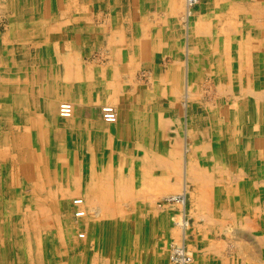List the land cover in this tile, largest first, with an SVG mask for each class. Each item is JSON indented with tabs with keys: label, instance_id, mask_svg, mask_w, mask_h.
Returning a JSON list of instances; mask_svg holds the SVG:
<instances>
[{
	"label": "bare ground",
	"instance_id": "bare-ground-1",
	"mask_svg": "<svg viewBox=\"0 0 264 264\" xmlns=\"http://www.w3.org/2000/svg\"><path fill=\"white\" fill-rule=\"evenodd\" d=\"M197 1L198 0H185L186 4H184L185 5L184 15L186 19V23H185L186 26L184 27H186L187 29L192 28L190 27L192 26L191 25L192 23H190V19L196 15V12L192 4L193 3L195 4V2ZM37 2H39V0H24L19 3L17 2V4L10 2V3H6V5L4 2L3 3L0 2V10L5 9L7 12L12 13L13 15L17 14L16 17L18 18L16 23L13 22V26L10 29L11 31L8 34L6 33L7 35L4 37L0 36V264H115L118 262V258L115 257L117 253L122 252V251L126 252L127 248L130 249L131 247L134 248L132 254L130 253V251L128 253L129 254L128 258L130 262H132L131 264H135V262L137 264H141L143 261V258L140 255L139 251H141L142 246H144V240L143 238H141L142 235H139V232L141 234L143 229L139 228V230H135V231L132 230V228L134 227L136 223V220H138L140 225H142L144 221L142 219L144 214L140 213L137 217L136 216L137 209L133 210V207L135 206L140 207L139 201L137 199L138 197L136 196L137 194L135 195V192H134L135 197H137L135 198L133 196V191H132L133 188L132 189L126 188L125 185L122 184L120 178H117L116 181L111 179L109 177L111 176L110 175L111 173L110 171L108 172V169L106 168L107 166H109V165L106 166L107 162L110 161V163L111 162L113 163V159H114V154H112L113 152L112 139L114 137V134L104 132V134H109V135L102 134V137H101L102 139H101L99 136L100 129H97L96 127V124L98 123L101 124L100 122L101 120L99 119V122L97 123L93 122L92 120L93 123L90 125L88 123H85V121H87L86 119L88 118V116L86 115L87 111H85V114H79L80 111L83 110L84 105L85 107L90 108V104L91 105L98 104L99 101H102L104 99L103 96L105 94H108V97H112L111 102L108 101L109 103L115 104L117 101L119 102L118 94L121 93V90H123L124 85H127L126 83L129 82V79H127L126 77L123 78L119 76L118 71L113 72L111 70L113 68L118 69V65H116V67H112L110 63L108 66L106 64V66L108 67V69L107 68L106 69L109 73L107 75H103V72H101L102 66L96 65L93 62H91L92 64H89V66L88 65L85 66L86 61H84L83 63V57L85 55H87L88 53L91 55L94 49L99 48L101 46L102 44L101 42L103 41L104 38L101 37L100 35L103 31L106 34L107 33L111 34L107 37L108 40L106 41L110 49L109 48L108 50L102 49L101 53L105 54L106 56L109 55V59L112 57H116L120 54L123 55V53L125 52L124 50H121L122 47L119 49L116 47L114 48L112 47L111 49V44H113L112 39H115V38L117 39L118 35L116 33L118 32L113 33L114 32V29L112 28L113 26H111L110 28H104V29L103 27H99V29H97L94 26L90 27L89 24H87L89 26H84V27L65 26L63 24L65 22H63L62 25H52L48 23V19L45 18V16H37V15L35 17L31 15L32 18L30 17V19H27L26 21L19 20L21 17H23V15L26 12H34L35 14H44L45 13L44 10L48 9V6L44 5L42 7L36 8ZM149 2H152V1H149ZM79 3H77V0H65L61 8L65 10V12H68L69 15L71 14L77 15L80 13L82 14V12L84 11V8L86 9L89 6H82V5L80 6ZM179 3L181 2L179 1ZM179 3H178V6L180 5ZM234 5L235 4H233L232 2H229L228 7H233ZM258 5L259 4H257V6ZM56 6H59V5H56ZM228 7H226V10L220 11L222 16L225 14L226 15L229 14V16L230 15L231 16L232 15H235V16L245 15L244 14L245 10L244 11L241 10L242 8L232 13L228 9ZM261 7L263 11L261 10V8H258L257 10L255 7H253V9L257 10L256 17L254 18L252 22L256 26L251 30L247 31V29L245 28L243 30V28L239 26L240 24H237L235 20L232 22V24L231 22H230V25L228 24L229 26L226 27L228 33H226L225 31L226 29L223 28L225 27V25L220 24L221 26H223L221 28H222V31H225L224 34L229 35V36L227 35V38H225L226 40L223 39V42H222L223 45H220L221 43L220 34H219L220 32L216 34L215 37L212 36L209 17L201 19L199 16V20L196 22L197 28H194L193 30L194 32L196 31L195 35L196 36L199 35V36L195 37L191 44L192 49L196 51V55L193 53L191 55H188V52H186V54L184 53L185 57L181 59V53H180L179 46H177L176 48V51L178 52L173 54V57H174V60H176V63H179L185 59L184 65L186 63V66L188 67L187 73L185 72L187 77L185 79L186 80L185 85L183 84L184 87L183 85L181 86L179 84L177 85L175 84V85H172L169 89L161 88L160 93L166 92L167 90L173 91L174 94L178 93V95L181 93V95L183 96L182 106L186 108L185 111H186V115L188 116L189 104L193 102V94H195L194 93L195 90H193L191 87L192 85L190 83L191 79L190 80L188 79V74H190V76L194 77L195 79H203L209 76L211 72L213 75V78L220 79L219 80L220 83H218V81H216V83L219 86H221L222 84V88L228 89V92H227L228 96L229 94H231V97L229 99V103L231 104V106L234 105V103H236L238 109L241 111L239 113V115L241 116L238 117L237 119V121L240 124L244 122L245 120L247 121L251 119L253 120L254 113L255 115H257V113L260 114L259 119L262 123H264V65L261 64V63H264V53H263L264 40L262 41L261 39L263 38H260L261 34H264V20H263L264 17H262V15L264 16V4H262ZM170 8H172V6ZM177 8L179 9V7ZM177 8L176 10H178ZM173 9L174 8H172V10ZM180 10L179 12L181 13ZM85 12L86 11H84V13ZM90 12L91 11H89V13ZM175 16L180 17L179 14ZM157 17H158V14H157ZM157 17H156V20H157ZM87 18L88 17H86L85 19ZM151 22L152 21L150 20V23ZM217 23H220V22H217ZM145 24H144V28L146 26ZM223 24H224V21H223ZM120 25L121 24H119L118 26ZM148 25L149 24H147V26ZM152 27L158 29V31H160L159 29L164 30V29L170 28L169 26L166 27V25L164 24H162L161 26H156V27L152 26ZM201 27L202 29L200 30L199 28ZM217 28L219 27L217 26ZM132 29L139 30L141 28L136 26V27H133ZM145 30H147V27L145 28ZM119 31L121 32V29ZM253 31H257V34L255 37H254V33H252ZM138 36L140 37V35ZM235 39H237L236 44L232 45L230 42ZM26 42L33 43V45L36 47L38 51L36 54V56L37 55L38 56H37L36 61H34V63L32 62L23 63L18 60L19 57L17 58V55L21 54L20 45ZM136 43H137V40L134 39L132 41V44H136ZM145 43H146L145 45L147 46V48H149L148 45H151V44L155 45L156 41L155 40L154 42L146 41ZM229 43L231 45H229ZM90 46L94 48L91 51H90L91 49ZM183 48H185L184 45H183ZM141 51L143 52L142 49ZM126 55L128 56V59L135 57V53H129ZM139 56L141 57L140 54ZM137 62L139 63L140 61H137ZM237 62H240L244 65H241ZM138 63H136V65H138ZM233 63H237V65ZM132 64L133 63H131V65ZM182 64H183V61H182ZM131 65L129 63V66ZM134 66L135 64L133 65V67ZM103 67H105V64L103 65ZM64 68H66L67 70L64 71ZM238 69L241 70L242 73H244V70L246 71V73L244 74H245L246 79L248 80H246L245 83L241 81L240 78L242 76L240 75V71ZM251 70L253 71V76L248 75L249 71ZM193 71H195L196 73H193ZM143 73L145 74V72ZM130 75L132 76V74ZM143 77L144 76H142V78ZM170 77L171 76H169V74L166 76H158L155 74V75L150 76L148 79L152 80L154 84L161 83L162 85V84H165V82L166 83L170 82V79H171ZM133 79L135 81V78ZM141 82L143 81L140 80V83ZM210 85H212V83ZM106 86L110 90H108ZM182 89L184 90V92L182 91ZM207 90H208V86H207ZM214 90H217V89H214ZM208 93L209 92H207V95ZM216 93H219V92H216ZM210 95H212V93H210ZM238 95L240 96L244 95L245 99L240 97L241 102L239 101V99L235 100L236 97L238 98ZM228 96L226 97L228 98ZM121 98L126 99L128 98V96L126 95V98L124 97H121ZM65 102H70L71 104L70 106H67L70 108L69 110L70 112L67 115L66 114L64 115L60 110L62 107L61 105L64 104ZM210 102H209V105L211 106ZM105 105H108V104H105ZM192 105H194V103H192ZM114 106L116 107V104ZM118 107L120 109L119 110L120 112H119V115H117L118 118L114 119V122L116 123H119L117 121L119 120V117L120 119L122 118L121 115L128 114V113L131 114L134 112L136 113L137 111L133 107L130 108V106L128 107L126 105L118 106ZM193 107L195 108V106ZM79 108L81 109L79 110ZM211 108L213 109V107ZM58 110L59 112H57ZM257 110L259 111L257 112ZM94 113L95 112L93 111V114ZM137 114L139 115V117L142 116V114L140 115L139 112H137ZM76 115H79L78 118ZM56 116L60 120H58ZM160 117L161 116H159V118ZM234 121L236 120L232 119L230 120V122L228 121V123L236 125V122ZM60 122H64V124H62L63 126L60 125ZM64 125L67 126V129L68 128L70 129L64 132L62 130V127L64 128ZM262 130L264 133V129ZM96 131H99V132H96ZM234 132L237 133V131H234ZM84 136L87 140H82ZM115 136H118V135L115 134ZM238 136L240 135L238 134L237 136H233V137L229 136V139H228V140L231 139L230 142L239 141V143H241V145H238V144L235 145L236 142H233V144L229 147L231 151L233 150L236 152V153L230 154V156L228 157L229 164H222L221 167H219V171L210 170L211 172H209V175L212 174L213 172L215 173L219 172L220 177L218 179L215 178L216 181L210 178L212 175L208 177L207 176L208 173L207 174L205 173V171L207 170V167L200 166L202 170L201 172L206 174V176L204 175V177L202 176V178H200L201 177L199 174L200 171L198 170L199 169L198 166H196L197 163H195L197 161L187 162L186 161L187 159L185 160L183 158L181 160L182 157L179 158L180 160H177V161L176 159H174L175 161H173V164L174 162L178 163V165H176L177 168L175 170H177L178 175H180L181 177V179L177 178V179H180L181 181L176 180L175 183L176 185H178L177 187L179 186L181 187L182 191L180 193L178 190H174V192L178 191L177 192L178 194L174 193V195H166L163 198H161L160 203L162 207H165L166 205L167 206L173 205V204L174 205L176 204L178 207L180 206L179 208H181L182 216L180 215L181 216L180 220L176 219L178 221L175 222L176 223L175 226H177L178 230H181V235L184 236V238L181 239V241L177 240L178 232L175 230V228L173 229L174 231L177 232V234L176 232H174V236H175L174 242H171L169 246L166 245L165 247L163 243V246L161 245L162 246L161 250L158 252L157 258L160 261V264H208V263L210 264H239L236 261L234 262H232L231 260L228 261L226 258H224L221 255L222 254L221 248L225 246V244H222V243L225 241L222 242L220 240L222 242L221 244L224 245V246H221L220 241L218 240L219 237L217 236L221 237L225 233L229 234L228 233L229 228L230 227L233 228L235 223H239L243 225L245 224V222H248L249 224H252L250 222L252 217H254V220L258 222H255L253 225H251V227H249V230L257 233V236H254V237H258L259 239L258 238L257 240L255 238L254 239L258 245L255 246L254 244L256 243L254 242L252 243L254 245L252 246L253 248L255 247V250L250 249L251 246L249 245V249L253 250L252 252L250 250L244 249L245 256L243 254L244 256L243 264H264V187H262V185H264V136L263 134H261L260 138L258 139L252 138L251 136L247 137V139L245 138L240 139ZM214 137L216 138V136H213V138ZM220 137H222V135ZM177 138L179 137L177 136ZM216 141H218V139ZM248 143H250V145ZM119 144L120 142H117V147ZM202 145L203 144L199 145L198 149ZM138 146L139 144L136 146V148ZM204 148H207V147L205 146ZM247 149H251V150H247ZM143 152L144 154L141 157L146 159L147 162L148 161L150 162V159L152 158L156 160L157 157L156 155L155 156L153 155L154 153L153 151H152L153 152L152 154L149 152L151 156L147 154L145 151ZM182 152L184 151H181V154ZM160 157H163V156L160 155L157 159L158 160L157 163L159 166L165 164L167 161L166 155L165 157H163L164 159ZM257 158L258 160L260 159V161H258ZM169 161L171 160L169 159ZM239 161H242L241 164L243 165L239 166L238 164ZM193 163L195 164L193 165ZM149 164L151 166V163ZM169 165H170V162H169ZM95 166H96V170L94 171L93 168ZM77 167H81L82 170L80 172H76ZM140 167H141V164H140ZM168 167L169 166H167V168ZM172 167H174V165ZM196 167H197V170L199 171L198 174H195L197 173L196 172L197 170H195ZM161 168H164V167L161 166ZM117 170H120V169L117 168ZM142 170L143 171L145 170V173L144 172L143 173L147 175L148 172L146 173V168L144 167V169L142 168ZM166 170L168 169H165V171ZM242 170H243V174H241V178L243 176V179L240 180V177L238 175L234 176V174L236 173V171H238V173L240 174L242 173ZM97 174H100V176H103L105 180H101L99 182L98 180L100 179L98 180L96 179ZM171 174L172 173H170L169 176ZM229 176L233 177L232 181H230ZM149 177H152V176H149ZM166 178L169 179V177H166ZM219 179L222 180L221 183L218 181ZM155 180H158V177H155ZM166 180L164 179L163 181H161V183L163 182V184L165 185L167 183H170V182L166 183L165 182ZM189 180L193 184L194 183L196 184L197 182H200L199 183L200 185L206 183L205 185H207L208 187L197 185V188L194 190L195 193L192 194L191 192L190 193L191 196L189 198L187 194V192L190 190L189 185H188ZM147 181H143V182L146 183ZM156 182L159 183L160 181L159 180L155 181V184ZM260 182H263V183L261 184ZM151 183L152 181L150 182V185ZM158 185H160V183ZM221 185L223 186L220 187ZM171 186L173 185L171 184ZM170 187H168L166 190L170 189ZM155 188H157V185ZM165 188H162L163 190L160 189V191L167 192V191H164ZM147 189L150 190L149 188H146V190ZM136 190H139V188ZM74 191H77L76 193H78L82 197V199L81 198L73 199V204L74 206H76V211L79 209L84 211L81 216H79L78 218L76 217L80 221L83 220V223H78L76 225L75 224L69 225L70 231L72 232L75 231L76 226H82L85 233L79 236H74L70 234L69 238H71L74 241L72 247H71V244H67L68 242L62 243L63 245L58 247L54 245L55 240L58 239L62 241L60 238L63 239L65 232H63V236H62L61 233L60 234L58 233V231H61V229H58L57 227L58 230H56V233H53L52 232L53 225L52 224L49 225L47 223L48 222L47 218L49 217V212L51 211V208L54 211H57V206L59 204L58 203L59 201H61L60 202L61 206L63 205L64 207L65 206L67 207V204L63 203L64 199H67L68 197L72 196ZM169 191L171 192V189ZM139 193L141 194V192ZM154 193L155 195H153L152 193L150 194L153 195L152 196L153 198L155 197L157 199L158 196H156V194H159V191L158 193L157 191ZM160 194L159 196L162 195ZM142 197L143 196H141V198ZM188 198L191 201L190 203L191 209H195L197 215L200 217L199 219L200 220L203 219L205 221V224H203L202 226L196 225V224H194L195 226L192 225L193 228L191 229L192 231L190 233L194 235L196 230H199L200 233L198 232L199 238L196 237L197 239L194 238V240L190 241L189 243H188L189 241L188 240V235H189L188 230L190 229L188 228H189L190 222L188 218L190 217V214L188 213V210H187L188 209L187 208ZM204 199L212 200L213 202L211 201L204 202L203 201ZM151 200L153 201V199ZM70 203H69V206L71 205ZM210 203H213V204L210 205ZM161 211L159 210V212ZM195 211L193 213H195ZM154 215L156 214L154 213ZM52 216L54 215L52 214ZM198 216L196 217L198 218ZM48 219H50V217ZM39 226H43V228L45 229L41 233L43 234V236H41L39 233V230H40ZM201 230H204L203 236H205L206 233H208V230L212 231L211 237L212 238L215 237V238L211 239L210 242L205 243L202 239H200V238H203ZM118 232L122 233L120 237L119 235H117L119 234ZM135 232L137 235L136 237L134 236ZM243 233L245 232L235 227V230L231 232V235L236 236L237 237L236 241H237V239L238 240L245 239V238L240 237L242 236L241 234ZM128 234L130 237V241H126L125 245L122 246L121 237L123 235L127 236ZM65 235L67 234L65 233ZM244 237H245V234H244ZM112 238H115V240ZM200 241L202 242V246L197 247L199 246ZM11 242L15 243L18 247V251H15L16 253H14V250L11 249V245H10ZM229 242H232V241H230L229 239ZM244 244L246 245L247 243L244 241ZM122 247H126V248H122ZM230 247H233V246H230ZM239 247L240 248L238 249L241 250V246ZM247 247L248 246L246 245V248ZM197 251L201 253H198ZM227 252L230 253L229 250ZM135 253H137L136 256H135ZM207 254L208 256L212 255V258L214 259H211V261L213 260V263L207 262L208 260L207 261L205 260L207 259Z\"/></svg>",
	"mask_w": 264,
	"mask_h": 264
},
{
	"label": "rangeland",
	"instance_id": "rangeland-1",
	"mask_svg": "<svg viewBox=\"0 0 264 264\" xmlns=\"http://www.w3.org/2000/svg\"><path fill=\"white\" fill-rule=\"evenodd\" d=\"M21 1H24V0H0V2H4L5 4L6 3H10V2L17 4V2L19 3ZM39 1H41V3L47 4L46 6H48V9H46V11H45L44 14H35L34 12H26L23 15V17H21L19 20L26 21L27 19H30V17L32 18V16L35 17L37 15V16H45V18L48 19V23H50L52 25H62V23L65 22V23H63L65 26H73V27H75V26L79 27L80 26V27H84V26H89L90 25V27L94 26L97 29H99V27H103V29H104V28H110L111 26H113L112 27L114 29V32L113 33L118 32V33H116L118 35L117 36V39L116 38H115L116 40L115 39H112V43L114 45L111 44V49H112V47L113 48L116 47L118 49L122 47L121 50H124V52H125V53H123V55L120 54V55H118L116 57H112V58L109 59V55L106 56L105 54L101 53L102 52L101 51L102 49H106V50H108V48L110 49V47L107 45V42L106 41L108 40L107 37L109 35H111V34H109V33L106 34L103 31L101 33V35H100L101 37L104 38L103 41L101 42L102 43L101 46L99 48H96V49H94L92 46H90V48H91L90 51L92 49H94V50L92 51L91 55L88 53L87 55H85L83 57V63H84V61H86L85 62V66H87V65L89 66V64H92L91 62L95 63L96 65L102 66V70L103 71L101 70V72H103V75H107L109 73L107 71V69H108L107 66L109 65V63H110V65L112 67H116V65H118V69L113 68L111 70L113 72H117L118 71L119 72V76H121L123 78L126 77L127 79H129V82L126 83L127 85H124L123 90H121V93L118 94L119 102L116 99L117 102L115 103L116 104V107H115L114 106L115 105L114 103L113 104L112 103H109V102H111L112 97H108V94H105L103 96L104 99L102 101H99L98 104H95V105L94 104H92V105L90 104V108L85 107V105H84L83 106L84 108L81 107V108H83V110L80 111V113L79 112H77V113H79V114H85V111H87L86 115L88 116V118L86 117L87 118L86 119L87 121H85V123H88L90 125L93 122H96V123L99 122V119L101 120L100 122H101L102 125L100 123L96 124L97 129H100L99 130L100 133H101V134L99 133L100 138L102 137V134H104V132H108L110 134H114V137L112 139V146H113V152H112V154H114L113 163L112 162L110 163V161H108L107 164H106V166L109 165L111 167V169H110L109 166L106 167L108 169V172L110 171V173H111L110 174L111 176H109V177L111 179H113L114 181H116L117 178H120L122 184L125 185L126 188H130V189L133 188L132 191H133V196L134 197L137 194L136 196L138 198L137 197H135V198L138 199L139 204H140V207L139 206H135V207H133V210L134 209H137L136 210V216L137 217H138V215L140 213L141 214H144L143 217H142V219L144 221H143V224L140 225V223L138 222V220H136V223L134 225L135 229L133 227L132 230H134V231L135 230H139V228L143 229V231L141 232V234L139 232V235H142L141 238H143V240H144V246H142L141 251H139L140 252V255L143 258V261H142L141 264H160V261L158 260L157 255H158V252L161 250V247L163 246V243H164V247H165L166 245L169 246V244L171 242H174V240H175L174 232H176V231L178 232V237H177L178 239L177 240L181 241V239L184 238V236L181 235V230H178L177 226H175V224H176L175 222L178 221V220H180L181 219V216H182V214H181V212H182L181 211V208H179L180 206L178 207L176 204L175 205L173 204V205H168V206L166 205L165 207H162L161 206V203H160L161 198H163L164 196H166V195H174V193H177L178 191L181 193V191H182L181 187L180 186L177 187L178 185H176V183H175L176 180L181 181L180 180L181 177H180V175H178L177 170H175L177 168L176 165H178V163H175L174 162V164H173V161H175L174 159H176V161H177V160H180L179 158L182 157L181 160L184 158L185 160L187 159L186 160L187 162L188 161H193V162L197 161L195 163H197L196 166H198V168H199L198 170L200 171V173H199V171L197 170V167H196L195 170H197L196 171L197 173H195V174H198L199 173L200 176H201L200 178H202V176L204 177V175L206 176V174L208 173L207 176L209 177V176L212 175L210 178L212 180H215L216 181V179H218L220 177L219 176L220 175L219 172L218 173L217 172L216 173L213 172L210 175H209V172H211L212 170L213 171H219V167H221L222 164H229L228 163L229 162V158L228 157L230 156V154L236 153L233 150L231 151L230 148H229L233 144V142H236V141L230 142L231 139L228 140L229 139V136L233 137V136H237L239 134L240 136H238V137L240 139H242V138L247 139V137H250V136L252 138L258 139V138H260V135L261 134H263V136H264V133H263V130H262V129H264V123H262L260 121V119H259L260 114L257 113V115H255V113H254L253 120L252 119L249 120V121L245 120L241 124L237 121L238 117L241 116V115H239V113L241 111L238 109L236 103H234V105H232L234 107L231 106V104L229 103V99L231 97V94H229V96H228V94H227L228 89L227 88L224 89V88H222V84H221V86H219L216 83V81H218V83H220L219 82L220 79L219 78H213V75H212L211 72H210L209 76H207L206 78H203V79H195L194 77L190 76V74H188V79L189 80L191 79L190 80L191 81L190 83L192 84L191 87H192L193 90H195L194 91L195 94H193V102H192V103H194V105H192V103L189 104L188 116L186 115V111H185L186 108L184 106H182L183 105L182 104L183 103L182 102L183 96L181 95V93L179 95H178V93L177 94L175 93L176 94L175 95L174 92L171 91V90H167L166 92L160 93L161 92L160 91L161 88H163V89H165V88L169 89L172 85H175V84L176 85L179 84L181 86L183 84L185 85V83H186V80L185 79L187 77L186 73H187V70H188V67L186 66V63L184 65L185 59L182 60L183 61V64H182V61L179 62V63H176V60H174L173 54H175V53L178 52V51H176V48H177V46H179L180 53H181V59H183L185 57L186 52H188V55H191L192 53L196 55V51L194 49H192L191 44H192L194 38L199 36V35L196 36L195 35L196 34V31L195 32L193 31L194 28H197L196 27V22L199 20V16H200L201 19H204V18L209 17L210 29H211L212 36L215 37V35L220 32L219 33L220 34V39H221L220 45H223V43H222L223 42V39L227 38V35L228 34H224V33H225V31H226V33H228L226 27L230 25V22L232 24V22L236 20V23L237 24H240L239 25L240 27L246 28V25H247L246 24L247 23L246 20L247 19H245V16L244 15H236V16L235 15H232V16L230 15L229 16V14L228 15L225 14V15L222 16V14L220 12L221 9L223 8V6L225 8L228 7L229 2H232L234 4V1L237 2L239 0H226V1L225 0H198L197 1V4L193 6V8H194V10L196 12V15L193 18L190 19V23H192L191 24L192 26H190V27H192L191 29H187L186 27H184V26H186V24H185L186 23V19H185V15H184V13H185V9H184L185 8V5L184 4H186L185 3V0H149V1H152V2H149L148 0H141V1L140 0H135L136 12L133 13V14H127V13H124V14L123 13H109V12H104V13H99V12L98 13H94V12H92V13H89L88 11H92L91 9H93V8L92 7H87L86 9L88 11L85 10V8H84V11H87V12L84 13V11L82 10L83 12H82V14L80 13L81 15L80 14H77V15L76 14H73V15L71 14V15H69L68 12H65V10H63L61 8L63 6V4H64V1L63 0L62 1H59V0H39ZM179 1L181 3H179ZM215 1H216V3H215ZM160 2H162L163 4L162 3L160 4ZM177 2L180 4L179 6H178V3ZM217 2H219V3H217ZM77 3L82 4V6H89V5L90 6H94V7L95 6L96 7H99L100 5L103 6V7H110L111 6L109 10H111L115 6L114 8L118 9V11H119L122 7H124V9L126 10L128 4L132 3V0H77ZM52 4H55V5L52 6ZM263 4H264V1H263ZM56 5H59V6H56ZM171 6H172V8H174L173 10H172V8H170ZM177 7H179V9ZM208 7H212V8L214 7L212 9V12L205 13V14L203 12H201L202 10L207 9ZM216 7H218V8H216ZM176 8L178 10H176ZM179 10L181 11V13L179 12ZM151 11H153V12H151ZM175 11L176 12L178 11L179 13L178 12L176 13ZM149 12H151V13H149ZM157 14H158V17L159 18L157 17ZM178 14L180 15V17L175 16V15H178ZM16 16H17V14L16 15H13L12 13H9V12L0 13V36L4 37V36H6L11 31L10 29L13 26V22L16 23V21L18 19ZM86 17H88L91 20H89L88 18L85 19ZM156 17H157V20H156ZM228 17H229V19H228ZM230 18H231V20L234 19V18L235 19L231 21ZM217 19H219L220 21L217 20ZM150 20L152 21L151 22L152 24L150 23ZM226 20H227V22H226ZM55 21H57V22H55ZM96 21H97V23H96ZM178 21L179 22L181 21V22L179 23ZM183 21H184V23H183ZM223 21H224V24H223ZM217 22H220V23H217ZM102 23L104 24V26H103ZM154 23H155V25H160L162 23V24L166 25V27L169 26L170 28L169 29H164V30L163 29H159L160 31H158V29L152 27V26H155ZM87 24H89V25H87ZM119 24H121V25L118 26ZM144 24L146 25L145 28L147 27V30H145ZM147 24H149V25L147 26ZM220 24L225 25V27L221 26ZM135 25L138 26L139 28H141V29H139L140 31L137 30V29H135V30L132 29V27H136ZM217 26L219 28H217ZM221 27L225 28L226 30L225 31H222V28ZM120 29H121V32L119 31ZM199 29L201 30L202 27L199 28ZM218 29H220V30H218ZM5 30L8 31V32H6ZM122 31H123V33H122ZM156 31H158V32H156ZM145 34H147V35H145ZM138 35H140L141 38ZM262 38L263 39H261V40L263 41L264 40V34H263V37ZM134 39L137 40V43L136 44H132V41ZM172 39H173V41H172ZM118 40H119V42H118ZM154 40L156 41V44L155 45H152V44L151 45H148L150 49L147 48V46L145 45L146 44L145 42L146 41H153L154 42ZM162 41H164L165 43L162 42ZM236 41H237V39L231 41L230 43L232 45H234V44H236ZM175 42H176V44H175ZM230 43H229V45H231ZM183 45H184L185 48H183ZM124 46H126V47H124ZM168 46L170 48L172 47L171 48L172 50ZM20 47H21V50H20L21 51V54L17 55V58L19 57L18 60L20 62H23V63H31V62L34 63V61H36V59H37V56L38 55L36 56V54H37L38 51H37L36 47L33 45V43H27V42L26 43H22V45H20ZM135 47H136V49H135ZM139 47L143 50V52L141 51V49ZM227 47H229V46H227ZM189 49H191V50H189ZM182 50H184V51H182ZM129 53H135V57H132L131 58L132 60L131 59H128V56L126 55V54H129ZM263 53H264V51H263ZM100 54L103 55V56H101ZM139 54L141 55V57L139 56ZM145 57H147L148 59L145 58ZM133 60H134V62H133ZM100 61L101 62L103 61L102 62L103 64ZM137 61H140V62L138 63ZM129 63H130V65H131V63H133V64L131 66H129ZM136 63H138V65H136ZM237 63H239L241 65H244V64H242L240 62H237ZM237 63H233V64L237 65ZM104 64H105V67H103ZM106 64H107V66H106ZM134 64H135V66L133 67ZM261 64L264 65V63H261ZM141 69H142L143 72H145V74L141 71ZM65 70H67V69L64 68V71ZM242 70H244V69H242ZM195 71H193V73H196ZM239 71H240V75L242 76L240 79H241L242 82L245 83L246 80H248V79H246L245 74H244V73H246V71L244 70V73H242L241 70H239ZM130 74H132V76ZM146 74L149 75V76H147ZM155 74L158 75V76H166V75L169 74V76H171L170 77L171 78L170 79V82H167V83L165 82L166 85L165 84H162L161 85V83L154 84L153 81L150 80V79H148V78L150 76H152V75H155ZM248 75H252L253 76V71L252 70L249 71ZM142 76H144V77L142 78ZM133 78H135V81H136L137 84L135 83V81H134ZM132 79H133V81H132ZM147 79H148V81H147ZM140 80L143 81V82L140 83ZM198 81H200V82H198ZM208 82L210 84L212 83L213 86L210 85ZM147 83H149V84H147ZM150 84H151V86H150ZM203 84H205L206 86L203 85ZM184 85H183V87H184ZM207 86H208V90H207ZM218 87L219 88L221 87L220 88L221 91L219 90ZM106 88L108 90H110L107 86H106ZM183 89H182V91L184 92ZM214 89H217V90H214ZM149 91H151V92H149ZM132 92H134V93H132ZM204 92H206V93H204ZM207 92H209L208 95H207ZM216 92H219L220 94L222 93L221 96H220L219 93H216ZM210 93H212V95H210ZM213 93H214V95H213ZM160 94H162V95H160ZM126 95L128 96V98H126ZM214 96H216V97H214ZM226 96H228V98ZM121 97H124L126 99H122ZM240 97L241 98H244V95H241V96L238 95V98L236 97L235 100H238L239 99V101L241 102V98ZM210 101L211 102L214 101V102L211 103ZM209 102H210L211 106L209 105ZM105 104H108V105H105ZM70 105H71L70 102H65L64 104L61 105L62 107H61L60 110H61V112L64 115L65 114L66 115L69 114L70 108L67 107V106H70ZM124 105H126L128 107L130 106V108L133 107L134 109L137 110L136 113L134 112V113H131V114L130 113L123 114V115H121L122 118L120 119V117H119V120L117 121L119 123L114 122V119L118 118L117 115H119V112H120L119 111L120 109H119L118 106H124ZM193 106H195V108ZM211 107H213V109ZM81 108H79V110ZM85 108H87V109H85ZM93 111L95 112L94 114H93ZM258 111L259 110H257V112ZM57 112H59V110ZM137 112H139L140 115L142 114V116L139 117V115L137 114ZM159 112L162 113V114H160ZM76 116L78 118L79 115H76ZM159 116H161V117L159 118ZM157 117H158V119H157ZM56 118L58 120H60L57 116H56ZM232 119H235L236 120V121H234V122H236V125L235 124H229L228 123V121L230 122V120H232ZM248 119H250V118H248ZM92 120H93V122H92ZM158 122H159V124H158ZM169 122H170V124H169ZM62 124H64V122H60V125L61 126H63ZM256 124H257V126H256ZM110 125H111V127H110ZM221 125H223V126H221ZM65 126L66 125H64V128L62 127V130L64 132L70 129V128L67 129V126L66 127ZM253 127H254V129H253ZM241 128H242V130H241ZM174 129H175V131H174ZM102 130H103V132H102ZM99 131H96V132H99ZM234 131H237V133H235ZM214 132H216L217 134L214 133ZM176 133H177V135H176ZM115 134L118 135V136H115ZM189 134H190V136H189ZM218 134H219V136H218ZM104 135H109V134H104ZM221 135H222V137H220ZM175 136H176V138H175ZM177 136L179 138H177ZM213 136H216V138L215 137L213 138ZM217 139H218V141H216ZM82 140H87V139L84 136L82 138ZM139 140H141V141H139ZM207 141H208V143H207ZM117 142H120V144L118 145V147H117ZM204 143H205V145H204ZM114 144H115V146H114ZM138 144H139V146L136 148V146ZM201 144H203V145L200 146V148L198 149V146L201 145ZM237 144L238 145H241V143H239V141H237L235 145H237ZM248 144L250 145V143H248ZM205 146L207 148H204ZM196 147H197V149H196ZM178 149H180V150H178ZM247 150H251V149H247ZM82 151H84V150H82ZM143 151H145V152L147 151L146 152L147 154H149V152L151 154L154 152L153 155L154 156L156 155V157H157L156 160L154 158H152L153 160L150 159V162L149 161L147 162L146 159H144V158L141 157L144 154ZM181 151H184V152H182V154H181ZM221 151H223V152H221ZM119 153H120V155H119ZM192 153H194V154H192ZM151 154H149V155L151 156ZM131 155H132V157H131ZM160 155H162L163 157H165V155H166L167 156L166 160L167 161H169V159L171 160V161H169L170 162V165H169V162L166 161L165 164L161 165L164 168H161V166H159L158 163H157V161H158L157 159H158V157ZM134 157H136V158H134ZM163 157H160V158H163ZM258 158H257V160H258ZM223 160H225V161H223ZM258 161H260V159ZM143 163H145V164H143ZM149 163H151V166H150ZM195 163H193V165ZM241 163H242V161H239L238 162L239 166L243 165ZM140 164H141V167L143 169H144V167L146 168V173L148 172L147 175L144 174L145 173V170L144 171L142 170V168L140 167ZM121 165H122V167H121ZM143 165H144V167H143ZM152 165H153V167H152ZM173 165H174L175 168L172 167ZM118 166H120V167H118ZM167 166H169V167L167 168ZM200 166L201 167H207V170L205 171L206 174L201 172L202 170H201V167ZM117 168L120 169V170H117ZM155 168H157V169H155ZM173 168H174V170H173ZM214 168H216V169H214ZM93 169L95 171L96 170V166ZM165 169H168V170L165 171ZM81 170H82L81 167H77L76 172H80ZM243 170H244V168H243ZM243 170H242V173H240V174L238 173V171H236V173L234 172L235 173L234 176H237L238 175L240 177V180H242L243 179V176L241 178V174H243ZM127 171H129V172H127ZM168 173L169 174L172 173V174L169 176ZM201 173H202V175H201ZM140 174L142 176H144V177H142ZM173 174H174V176H173ZM130 175H131V177H130ZM136 176H138V177H136ZM149 176H152V177H149ZM155 177H158V180L160 181L159 183H160L161 186L158 185L159 184L158 182H156V184H155V181H158V180H155ZM159 177H161V178H159ZM166 177H169V179L166 178ZM139 178H140V180H139ZM171 178H173V179H171ZM174 178H176V179H174ZM177 178H180V179H177ZM229 178H230V181L233 180L232 179L233 177H230L229 176ZM96 179L97 180L100 179V180H98L99 182L101 180H105V178L103 176H100V174H97V178ZM164 179L165 180L167 179L165 181L166 183L167 182H170V183H167L166 185L163 184V182L161 183V181H163ZM143 181H147V182L145 183ZM149 181L150 182L152 181L151 185H150V182ZM179 181H178V183H179ZM218 181L220 183L222 182L221 179H219ZM189 182H190V180L188 181V185H189V189L190 190L187 192V194H188V197L190 198V196H191L190 193L191 192H192V194L195 193L194 190L197 188V185H200L199 184L200 182H197L196 184L195 183L193 184L192 182H190V184H189ZM174 183H175L176 187H175ZM260 183L262 184L263 182H260ZM171 184L173 186H171ZM205 184H201L200 186H205L206 187L207 185H205ZM156 185H157V188H155ZM162 185H164V186H162ZM223 185H224V183H223ZM223 185H221L220 187H222ZM149 186H151V187H149ZM161 187L162 188H165L166 187L164 191H167L168 193L167 192L160 191V189H162ZM168 187H170L171 192L169 191L170 189L166 190ZM262 187H264V185H262ZM138 188H139V190H136ZM146 188H149L150 190H148V189L146 190ZM158 188H159V190H158ZM141 189L142 190L144 189V190L142 191ZM174 190H178V191L177 192H174ZM156 191H157V193L159 191V194L160 193L162 194V192H163L162 195L160 194L161 196H159V194H156V196H158L157 199L155 197L154 198L152 197L153 195H155L154 192H156ZM76 192L77 191H74V193L76 195L73 193V195L70 196L71 198L68 197L67 199H64V202L63 203L64 204L66 203L67 204V207L66 206L64 207L63 205L61 206L60 205V202L61 201H59L58 202L59 204L57 206V211H54L51 208V211H50L51 213L49 212V217H50L51 220L48 219L49 218L48 217L47 218V220H48L47 223L49 225H51V224L53 225L52 232L53 233H56V230L61 229V231H58L59 234L61 233L62 236H63V232H65L67 234V235H65V233H64L63 239L60 238L62 241H60L58 239H57L58 241L55 240V243H54L55 246L60 247L61 245H63L62 243H67L68 242L67 244H71V247H72L74 241L71 238H69L70 234H72L74 236H79V235H82V234L85 233L82 226H76L75 231H73V232L70 231V227H69V225H71V224H75L76 225L78 223H83V220L80 221L77 218L79 216H81L84 211H82L81 209H79V210L76 211V206H74V204H73V199H78V198H81L82 199L81 195H79ZM134 192H135V195H134ZM139 192H141V194ZM149 192L152 193L153 195L150 194ZM141 196H143V197L141 198ZM189 198L187 200V208H188L187 210H188V213L190 214V217L188 215V217H189L188 219H189V222H190L189 228H188V229H190V230H188V234H189L188 235V240H189L188 243L190 241L194 240V238H196V237L199 238V233L200 232H199V230H196V228H195L196 231H195V234H194L195 236L190 233L192 231L191 229L193 228L192 225L196 224V225L202 226L203 224H205V221L203 219H201V220L199 219L200 217L197 215L195 209H191V207H190L191 201L189 200ZM151 199H153V201ZM150 201H152V202H150ZM203 201L204 202H209V201L213 202L212 200H208V199L207 200L204 199ZM69 203L71 204L70 206H69ZM212 204L213 203H210V205H212ZM154 207H156V208H154ZM158 209L160 211L162 209V211L159 212ZM194 211H195V213H193ZM153 212L156 215H154ZM52 214L54 216H52ZM196 216H198V218ZM195 218H197V219H195ZM173 219H174V221H173ZM176 219H178V220H176ZM250 222L252 224H249L248 222H245V224H243V225H241L239 223H235L233 228L232 227L229 228V230H228V233L229 234H226L225 233L221 237L220 236H217V237H219V239H218L219 241L220 240L222 242L225 241L223 243L220 241V244L221 243L222 244H225V246L221 244V246H224L223 248H221V250H222V252H221L222 254L221 255L224 258H226L228 261L231 260L232 262L236 261L239 264H243V262H244V260H243L244 258L243 257L245 256V250H250V249L255 250V247L253 248V246L254 245L255 246L258 245L257 242H255V239L257 240L258 237H254V236H257V233L254 232V231L249 230V227H251V225H253L255 222H258V221L254 220V217H252V219H251ZM245 225L246 226L248 225L247 228H246ZM57 227H58V229H57ZM235 227L237 229L242 230L243 232H245V233L241 234L242 236H240V237L245 238V239H243V240H238L237 239L238 242L236 241V238L237 237L231 235V232L233 230H235ZM39 228L41 230V232L39 230V233H40L41 236H43V234H41V233L45 229L43 228V226H39ZM174 228H175L176 231L173 230ZM203 229H205V228H203ZM247 230H249V231H247ZM136 232L134 234L135 237L137 236L136 235ZM177 232H176V234H177ZM118 233L119 234H117V235H119V237H120V235L122 233L121 232H118ZM201 233H202V236H203L204 235V230H201ZM244 234H245V237H244ZM211 235H212V231L208 230V233H206V235L203 236V238H200V239H202L205 243L206 242H210L211 239L215 238V237L212 238ZM229 235H230V237H229ZM121 238H122L121 239L122 240V246L125 245V242L126 241H130L129 234L127 236L123 235ZM112 239L115 240V238H112ZM229 239L232 242H229ZM226 240H228V241H226ZM244 241L247 243L246 245L248 246L247 247L248 249L246 248V245L244 244ZM253 242L256 243V244L253 245L252 244ZM241 243H243V244H241ZM10 245H11V249H13L14 250V253H16L15 251H18L17 245L15 243H13V242H11ZM242 245H244L245 247L242 246ZM249 245L252 248L250 247V249H249ZM201 246H202V242L200 241V244L197 247H201ZM230 246H233V247H230ZM234 246H236V247H234ZM239 246H241V250L244 247L242 251L240 249H238V248H240ZM122 248H126V247H122ZM133 249L134 248L131 247L130 249L127 248L126 252H123V251L122 252H118L117 255L115 256L116 258H118V262L115 263V264H131L132 262H130V260L128 258V256H129L128 253L130 251V253L132 254ZM228 250L230 251V253L227 252ZM253 250H250V251L252 252ZM197 252L198 253H201L199 251H197ZM136 254L137 253H135V256H136ZM243 254H244V256H243ZM241 255H242V257H241ZM210 256H208V254H207V259H205V260L206 261L208 260L207 262L213 263V260L211 261V259H214V258H212V255H210ZM232 258H233V260H232ZM241 261H242V263H241ZM135 264H137V263L135 262ZM208 264H210V263H208Z\"/></svg>",
	"mask_w": 264,
	"mask_h": 264
},
{
	"label": "crops",
	"instance_id": "crops-1",
	"mask_svg": "<svg viewBox=\"0 0 264 264\" xmlns=\"http://www.w3.org/2000/svg\"><path fill=\"white\" fill-rule=\"evenodd\" d=\"M59 1H62V0H59ZM63 1H65V0H63ZM263 1L264 0H239V1H237V2H235L234 1V6L233 7H228V9L233 13V12H236V11H238V9H241V10H245V19H247V23L246 24H248V25H246V28L245 29H247V31L248 30H251V29H253L256 25L254 24V23H252L253 22V20H254V18L256 17V13H257V10H258V8H261V10L263 11V9H262V4H263ZM1 3H3V2H1ZM244 5H243V4ZM160 4H161V2H160ZM257 4H259L260 5V7H259V5L257 6ZM6 5V4H5ZM44 5H47V4H44V3H41V1H39V2H37V6H36V8L37 7H42V6H44ZM55 5V4H54ZM82 4H80V6H81ZM136 4H135V0L133 1L132 0V3H130V4H128V6H127V9L125 10L124 9V7H122L119 11H118V9H116V8H112L111 10H109L110 9V7H103V6H99V7H94V6H90L89 5V7H92L93 9H91L92 11L90 12V13H92V12H94V13H104V12H109V13H127V14H133V13H135L136 12V6H135ZM229 5V4H228ZM243 5V6H242ZM248 5H250V6H248ZM52 6H53V4H52ZM117 7V6H116ZM240 7V8H239ZM246 7V8H245ZM248 7V8H247ZM252 7V8H251ZM253 7H255L257 10H255V9H253ZM225 7L223 6V8L221 9V10H226V8L224 9ZM244 8V9H243ZM105 9V10H104ZM248 9V10H247ZM85 10H87V9H85ZM206 10V11H205ZM3 11V12H2ZM44 11H46V10H44ZM88 11V10H87ZM86 11V12H87ZM210 11H212V7H208L207 9H204V10H202L201 12H203V13H209ZM249 11V12H248ZM5 13V12H7L5 9L3 10V9H1L0 10V13ZM89 12V11H88ZM251 12V13H250ZM248 14V15H247ZM250 14V15H249ZM262 14H263V12H262ZM262 17H263V15H262ZM156 26H161V25H155V27ZM248 27V28H247ZM133 28V27H132ZM243 28V30H244V27H242ZM252 33H254V37L256 36V34H257V31H253ZM263 37V34H261V36H260V38H262ZM252 38V37H251Z\"/></svg>",
	"mask_w": 264,
	"mask_h": 264
},
{
	"label": "built area",
	"instance_id": "built-area-1",
	"mask_svg": "<svg viewBox=\"0 0 264 264\" xmlns=\"http://www.w3.org/2000/svg\"><path fill=\"white\" fill-rule=\"evenodd\" d=\"M197 2H195V4H196ZM194 3L192 4V6H194L195 5Z\"/></svg>",
	"mask_w": 264,
	"mask_h": 264
}]
</instances>
